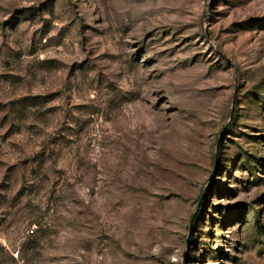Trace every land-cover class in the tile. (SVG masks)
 Returning a JSON list of instances; mask_svg holds the SVG:
<instances>
[{
  "label": "rangeland",
  "instance_id": "obj_1",
  "mask_svg": "<svg viewBox=\"0 0 264 264\" xmlns=\"http://www.w3.org/2000/svg\"><path fill=\"white\" fill-rule=\"evenodd\" d=\"M0 264H264V0H0Z\"/></svg>",
  "mask_w": 264,
  "mask_h": 264
}]
</instances>
